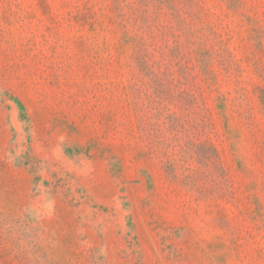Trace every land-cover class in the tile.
<instances>
[{
    "label": "rangeland",
    "instance_id": "374dc122",
    "mask_svg": "<svg viewBox=\"0 0 264 264\" xmlns=\"http://www.w3.org/2000/svg\"><path fill=\"white\" fill-rule=\"evenodd\" d=\"M0 264H264V0H0Z\"/></svg>",
    "mask_w": 264,
    "mask_h": 264
}]
</instances>
